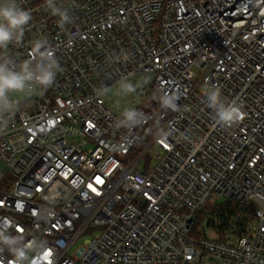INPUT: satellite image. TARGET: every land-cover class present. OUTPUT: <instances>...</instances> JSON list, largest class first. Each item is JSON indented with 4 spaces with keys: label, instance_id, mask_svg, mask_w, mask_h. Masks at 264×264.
<instances>
[{
    "label": "built area",
    "instance_id": "1",
    "mask_svg": "<svg viewBox=\"0 0 264 264\" xmlns=\"http://www.w3.org/2000/svg\"><path fill=\"white\" fill-rule=\"evenodd\" d=\"M59 3L73 16L63 28L44 0H23L33 16L26 40L46 37L63 71L0 135L13 178L0 189V221L45 240L33 264H264V0ZM116 53L131 58L110 63ZM140 74L154 75L134 106L148 119L116 130L119 113L95 89ZM209 84L243 103L239 124L214 122L200 103ZM164 93L180 95L179 112L161 108ZM160 127L173 134L156 139ZM154 147L156 163H142ZM216 206L227 208V229L208 212Z\"/></svg>",
    "mask_w": 264,
    "mask_h": 264
},
{
    "label": "clouds",
    "instance_id": "2",
    "mask_svg": "<svg viewBox=\"0 0 264 264\" xmlns=\"http://www.w3.org/2000/svg\"><path fill=\"white\" fill-rule=\"evenodd\" d=\"M44 8L50 15L57 17L58 25L63 28L73 23L70 10L59 0H44ZM32 13L23 6V0H0V135L4 134L13 119L20 113L32 97L42 96L55 83L58 73L63 71L59 59L52 51L49 40L43 35L26 40V31L32 21ZM27 47V58L11 51L12 48ZM130 54L116 53L108 57L116 64L129 60ZM118 95L122 97L135 94L143 87V82L131 76H122L117 82ZM112 88L101 84L95 89L100 97L110 95ZM180 95L164 93L158 97L162 109L180 111ZM200 103L211 110L214 122L225 129L239 124L244 118V105L237 100H228L221 89L214 84L206 86L200 95ZM148 116L136 107H124L113 127L127 131L140 128ZM173 134L171 128L160 127L155 130L156 139L167 140ZM183 141L192 142L189 133L180 134ZM14 224L8 220L0 221V254L7 252L12 257V264H33V258L41 256L47 248L44 239L32 235L29 241L26 235L14 233Z\"/></svg>",
    "mask_w": 264,
    "mask_h": 264
},
{
    "label": "rangeland",
    "instance_id": "3",
    "mask_svg": "<svg viewBox=\"0 0 264 264\" xmlns=\"http://www.w3.org/2000/svg\"><path fill=\"white\" fill-rule=\"evenodd\" d=\"M134 80H139L143 82V87L140 88L135 94L122 97L118 95V88L115 87L112 89V92L110 95L107 96V102L111 105V107L118 113L124 108V107H134L137 105H140L146 100L150 95H151V90H152V85L154 82V75L153 74H140L136 77L133 78ZM81 139L78 138H73L71 139L72 143H78L80 142ZM156 147H154L146 157L142 161L144 164H155L156 163ZM4 166L1 164L0 165V173L2 174V182L0 183V189L3 190H11L13 188L12 181L13 178L10 174L4 171ZM201 232H204V235H206L207 238L209 239H214L215 238V232L209 228L205 223L200 227Z\"/></svg>",
    "mask_w": 264,
    "mask_h": 264
},
{
    "label": "trees",
    "instance_id": "4",
    "mask_svg": "<svg viewBox=\"0 0 264 264\" xmlns=\"http://www.w3.org/2000/svg\"><path fill=\"white\" fill-rule=\"evenodd\" d=\"M208 212L212 216V218H216L220 222V230L227 229V208L222 209L221 207H209ZM230 215L235 214L233 212H228ZM206 216L204 213H201L198 216V221H197V227L205 220ZM211 224V222L209 223Z\"/></svg>",
    "mask_w": 264,
    "mask_h": 264
}]
</instances>
